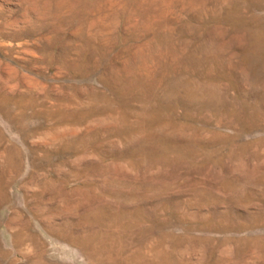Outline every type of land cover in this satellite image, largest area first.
I'll use <instances>...</instances> for the list:
<instances>
[{"label": "rangeland", "instance_id": "obj_1", "mask_svg": "<svg viewBox=\"0 0 264 264\" xmlns=\"http://www.w3.org/2000/svg\"><path fill=\"white\" fill-rule=\"evenodd\" d=\"M0 264H264V0H0Z\"/></svg>", "mask_w": 264, "mask_h": 264}]
</instances>
